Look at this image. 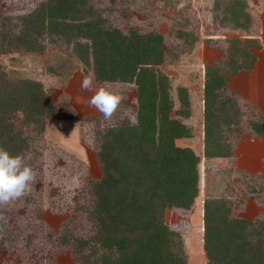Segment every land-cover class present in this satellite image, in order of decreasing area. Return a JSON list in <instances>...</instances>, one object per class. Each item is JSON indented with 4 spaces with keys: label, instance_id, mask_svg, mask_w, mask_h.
Wrapping results in <instances>:
<instances>
[{
    "label": "rangeland",
    "instance_id": "rangeland-1",
    "mask_svg": "<svg viewBox=\"0 0 264 264\" xmlns=\"http://www.w3.org/2000/svg\"><path fill=\"white\" fill-rule=\"evenodd\" d=\"M45 1L0 0V30L10 38V42L0 43V80L19 83L27 79L42 86L37 121L25 118L23 110L8 117L14 131L21 129L27 141L17 155L25 158L36 176L27 195L0 205V264H99L96 259L102 249L97 248V241L90 240L98 228L91 213L90 188L102 174L97 156L99 133L121 121L136 122L137 85L134 81H102L95 76L92 90H83L81 83L93 73L92 63L85 64L79 57L83 51H75L59 35L44 31L38 38L41 48L38 43L34 49L15 44L14 38L23 29L22 17ZM86 7L92 13L86 11L84 15L103 17L105 28L114 26L125 34L136 30L143 36L138 37L143 47L147 33L162 36L163 61L156 69L168 79L173 100L170 114L180 117L193 132L192 138L180 139L178 145L190 143L202 155V132L207 124L223 129L224 143L234 145L232 155L241 137L264 138L252 130L254 126L264 127V113L249 100L251 73L253 69L264 70V0H87ZM178 30L187 35L178 37ZM85 41L79 39L81 44ZM139 55L147 59L145 50ZM208 66L227 79L220 88V101L227 109L237 107L241 112L237 118L203 117V82ZM105 84L126 97L110 121L89 104L95 91ZM179 87H185L189 94L190 115L186 118L176 114L183 107ZM232 163L211 162L201 156L199 192L193 203L200 205L190 209L191 213L182 208L165 211V221L179 227L188 264H205L203 200H229L234 217H264V163L253 164L256 167L249 172L255 180L245 178L246 183L239 180V170L235 171ZM81 240L90 242L81 247ZM92 245L98 251H92Z\"/></svg>",
    "mask_w": 264,
    "mask_h": 264
},
{
    "label": "trees",
    "instance_id": "trees-1",
    "mask_svg": "<svg viewBox=\"0 0 264 264\" xmlns=\"http://www.w3.org/2000/svg\"><path fill=\"white\" fill-rule=\"evenodd\" d=\"M86 4L87 0L41 2L22 17V35L13 42L34 49L44 31L50 36L59 35L75 51H83L79 57L85 64L91 61L97 79L134 81L137 85L136 122L121 121L99 133L97 156L102 174L91 182L90 188L91 213L98 222L90 240L97 241V248L102 249L96 261L99 264H188L181 232L165 221V211L190 210L199 192L201 156L211 162V159H223L232 155L234 145L224 143L223 129L217 124L204 126L202 155L190 146L178 145L177 139L192 137L193 132L180 117L173 118L170 114L173 100L168 79L156 69L163 61L162 36L147 33L143 47V42L138 40L143 36L136 30L125 34L114 26L105 28V19L99 15L87 18L84 12L91 15L92 11ZM0 35V43L10 40L4 29ZM186 35L177 31L178 37ZM79 39L86 41L81 44ZM143 48L147 54L145 60L139 55ZM143 61L146 63L141 65ZM226 80L217 69L206 67L205 120L240 116L237 107L229 106V110L220 101V88ZM0 82V147L17 155L27 146V141L21 136V129L14 131L8 117L16 110H23L25 118L37 121L35 114L42 108V86L27 79L14 83L1 78ZM178 95L183 107L176 114L186 118L190 115L187 89L179 87ZM252 130L264 137V127L254 126ZM238 175L242 182L245 178L255 180L243 170ZM231 206L223 198L203 200L205 264H264V217L254 220L234 217L230 215ZM90 240H81L79 244L82 247Z\"/></svg>",
    "mask_w": 264,
    "mask_h": 264
},
{
    "label": "clouds",
    "instance_id": "clouds-1",
    "mask_svg": "<svg viewBox=\"0 0 264 264\" xmlns=\"http://www.w3.org/2000/svg\"><path fill=\"white\" fill-rule=\"evenodd\" d=\"M95 74L89 73L81 83L83 90H92ZM124 95L115 92L108 84L99 87L89 100L91 107L100 112L105 121H110L122 102ZM36 173L32 167L25 163L21 155H12L0 147V205L8 204L31 191V185Z\"/></svg>",
    "mask_w": 264,
    "mask_h": 264
},
{
    "label": "crops",
    "instance_id": "crops-1",
    "mask_svg": "<svg viewBox=\"0 0 264 264\" xmlns=\"http://www.w3.org/2000/svg\"><path fill=\"white\" fill-rule=\"evenodd\" d=\"M257 65H258V61H257ZM251 74L252 76H250V81H252L253 84L250 87L249 96L251 98L249 100H251L252 103H254L255 105L259 106L262 112L264 113V70H261L260 68H258V71L256 70L254 71L253 69V73ZM202 135H203V132H202ZM189 138H192V137H189ZM178 140L180 139H177L176 143ZM185 145L193 148V145L190 143H187ZM196 148H197V151L201 152V149L199 150L197 146ZM235 149L236 150L233 155L223 158L225 160L223 159H218V160H222L224 162H226V160L227 162L229 160H232L233 161L232 164L235 167V171L238 169V170H243L246 172H249L253 168L255 169L256 166H253V164H257L259 162L264 163V138H254L250 136L241 137L239 143L235 145ZM211 160L213 161L214 159H211ZM253 160L254 162H252ZM215 161H217V159L214 160L213 162ZM249 165H252V166H249ZM198 205L200 204L197 202V206L194 205L191 208V210L198 208ZM191 210H189V213L192 212ZM197 229L198 227L197 228L194 227V230H197ZM194 232H197V231H194ZM188 240L190 243H194L193 239L188 238Z\"/></svg>",
    "mask_w": 264,
    "mask_h": 264
},
{
    "label": "built area",
    "instance_id": "built-area-1",
    "mask_svg": "<svg viewBox=\"0 0 264 264\" xmlns=\"http://www.w3.org/2000/svg\"><path fill=\"white\" fill-rule=\"evenodd\" d=\"M173 226L175 227V224H173ZM176 228H178V229H179V227H176Z\"/></svg>",
    "mask_w": 264,
    "mask_h": 264
}]
</instances>
